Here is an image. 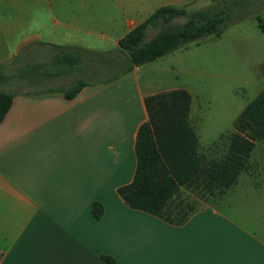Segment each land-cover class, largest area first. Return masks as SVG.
Returning <instances> with one entry per match:
<instances>
[{
  "label": "crops",
  "instance_id": "1",
  "mask_svg": "<svg viewBox=\"0 0 264 264\" xmlns=\"http://www.w3.org/2000/svg\"><path fill=\"white\" fill-rule=\"evenodd\" d=\"M110 1L117 7L0 0V75L22 67L34 87L12 92L0 123V264H107L102 255L117 264H264V216L213 201L175 225L119 194L135 176L137 133L149 118L145 98L166 90L143 85L134 66L66 98L80 79L68 80L79 65L65 55L126 54L119 40L143 22L130 15L136 0ZM247 184L264 200V187ZM94 202L104 206L99 219Z\"/></svg>",
  "mask_w": 264,
  "mask_h": 264
},
{
  "label": "trees",
  "instance_id": "2",
  "mask_svg": "<svg viewBox=\"0 0 264 264\" xmlns=\"http://www.w3.org/2000/svg\"><path fill=\"white\" fill-rule=\"evenodd\" d=\"M244 0H218L212 5L188 11L187 7L162 5L148 18L130 30L120 40V50L128 55L129 66H141L205 36H221L228 16ZM186 17L185 22L175 20ZM262 24L259 15L256 16ZM157 27L158 32L149 40L147 30ZM74 67L81 57L65 55ZM10 76L0 75L6 80ZM89 81L80 79L64 90L66 98L72 99ZM14 93L0 91V123L8 114ZM148 120L138 129L136 140L137 167L131 183L118 189L128 206L145 211L167 221L181 225L196 211L187 201L180 199L183 187L203 190L214 194L216 188L221 196L234 186L245 169L256 141L264 139V90L261 91L234 122L229 134L227 153L218 160L205 162L200 153V140L190 120L192 96L185 88L161 91L145 98ZM92 213L96 218L104 214V206L94 202ZM107 264H117L108 255H102Z\"/></svg>",
  "mask_w": 264,
  "mask_h": 264
},
{
  "label": "rangeland",
  "instance_id": "3",
  "mask_svg": "<svg viewBox=\"0 0 264 264\" xmlns=\"http://www.w3.org/2000/svg\"><path fill=\"white\" fill-rule=\"evenodd\" d=\"M119 1L121 5H127L129 0ZM166 1L136 0V12L130 15L138 22L144 21ZM190 1L191 4L187 5L190 12L212 5L208 0H183L182 4ZM104 2L106 7H117L110 0ZM257 15L264 24V0H244L228 16L221 36L209 35L190 41L139 68L143 85L153 84L155 90L185 88L190 92V120L199 135V151L205 162L218 160L227 153L228 136L234 131L235 120L264 90V25H260ZM185 20L186 17H181L175 22L181 24ZM157 30V27H149L146 40L151 39ZM123 31L116 33L122 34ZM129 64L127 54L116 51L89 53L68 80L75 82L83 78L98 82L120 74ZM26 73L22 67L11 70L7 75L10 78L6 79L8 82L0 83V91L33 90ZM238 181L236 188L226 190L222 202H219L221 192L218 188L214 194H209L201 189L183 187L178 200L183 199L197 207L215 201L219 207L228 205L238 213L251 211L261 220L264 216L262 196L255 195L252 189L244 190V187L247 183L264 187V139L256 141Z\"/></svg>",
  "mask_w": 264,
  "mask_h": 264
}]
</instances>
